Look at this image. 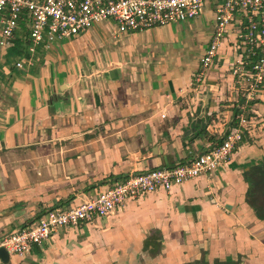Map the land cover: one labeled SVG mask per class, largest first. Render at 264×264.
<instances>
[{"label": "crops", "instance_id": "1", "mask_svg": "<svg viewBox=\"0 0 264 264\" xmlns=\"http://www.w3.org/2000/svg\"><path fill=\"white\" fill-rule=\"evenodd\" d=\"M217 1L187 21L122 35L107 21L33 52L19 25L0 48V241L131 175L187 163L237 126L240 25L193 83ZM106 31L117 47L95 53ZM26 55L32 66L17 67ZM246 116L250 133L208 177L62 227L0 264H264V84Z\"/></svg>", "mask_w": 264, "mask_h": 264}, {"label": "built area", "instance_id": "2", "mask_svg": "<svg viewBox=\"0 0 264 264\" xmlns=\"http://www.w3.org/2000/svg\"><path fill=\"white\" fill-rule=\"evenodd\" d=\"M211 0H0V48L10 46L23 21L29 29L30 51L43 45L48 48L56 39H70L90 27L111 21L116 35L129 31H144L165 27L199 17ZM241 26L238 39L247 57L259 52L256 62L242 59L232 66L235 84L244 85L241 112L237 126L214 147L195 156L187 163L171 168L152 169L129 176L97 196L74 207L47 211L39 221L0 241V249L8 254L25 255L33 245L40 246L62 227H76L105 217L129 200L150 195L161 189L170 190L196 177H208L228 160L237 144L249 131L251 121L246 116L250 103L264 84V0H218L215 7V29L193 76L196 85L217 56L228 29ZM33 60L26 55L17 67L29 68Z\"/></svg>", "mask_w": 264, "mask_h": 264}, {"label": "rangeland", "instance_id": "3", "mask_svg": "<svg viewBox=\"0 0 264 264\" xmlns=\"http://www.w3.org/2000/svg\"><path fill=\"white\" fill-rule=\"evenodd\" d=\"M100 25V24H99ZM92 27H90L86 32H88L90 29H92ZM85 32V33H86ZM106 36L101 38V41H104L103 43L101 41H98L96 43H100L101 46H98L97 48H95L97 51H95V53H98V52H101L102 54H105L107 51L110 52V47L112 48H116L117 47V44H118V40H115L111 37L110 33L109 32H105L104 33ZM120 35V34H119ZM122 35V34H121ZM74 37V36H73ZM250 131L247 132V134H249ZM247 136V135H246ZM245 139V138H244Z\"/></svg>", "mask_w": 264, "mask_h": 264}, {"label": "trees", "instance_id": "4", "mask_svg": "<svg viewBox=\"0 0 264 264\" xmlns=\"http://www.w3.org/2000/svg\"><path fill=\"white\" fill-rule=\"evenodd\" d=\"M21 23H24V22L21 21ZM258 56H259V52L254 56L247 57L246 61L249 63L248 68H250L256 62ZM253 103H254V101H253Z\"/></svg>", "mask_w": 264, "mask_h": 264}, {"label": "water", "instance_id": "5", "mask_svg": "<svg viewBox=\"0 0 264 264\" xmlns=\"http://www.w3.org/2000/svg\"><path fill=\"white\" fill-rule=\"evenodd\" d=\"M0 256L1 257H8V253L4 249H0Z\"/></svg>", "mask_w": 264, "mask_h": 264}]
</instances>
